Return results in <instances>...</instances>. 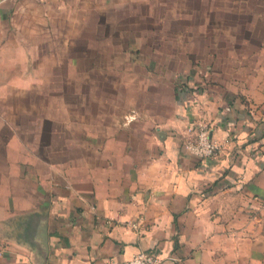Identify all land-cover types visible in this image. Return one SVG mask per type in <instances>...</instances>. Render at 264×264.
<instances>
[{"label": "crops", "instance_id": "0c3cea01", "mask_svg": "<svg viewBox=\"0 0 264 264\" xmlns=\"http://www.w3.org/2000/svg\"><path fill=\"white\" fill-rule=\"evenodd\" d=\"M66 2L0 0V29L34 27ZM183 74L167 114L97 126L83 104L80 117L43 116L0 85V264H115L139 251L167 264H264V71ZM196 122L216 157L183 148Z\"/></svg>", "mask_w": 264, "mask_h": 264}, {"label": "rangeland", "instance_id": "374dc122", "mask_svg": "<svg viewBox=\"0 0 264 264\" xmlns=\"http://www.w3.org/2000/svg\"><path fill=\"white\" fill-rule=\"evenodd\" d=\"M65 5L68 11L50 4L34 27L0 29L4 39L21 40L0 43V85L12 99L36 100L43 116L80 117L82 104L96 126L98 117L109 122L133 111L165 115L183 73L206 71L208 80L209 71L221 79L228 71H264V0ZM64 11L77 23L87 17V26H67ZM14 64L20 71H11ZM16 86H25L23 96Z\"/></svg>", "mask_w": 264, "mask_h": 264}, {"label": "built area", "instance_id": "2783aa9c", "mask_svg": "<svg viewBox=\"0 0 264 264\" xmlns=\"http://www.w3.org/2000/svg\"><path fill=\"white\" fill-rule=\"evenodd\" d=\"M210 132V127L205 123L196 122L190 125L184 136L183 148L201 159L216 157L220 144L212 139ZM131 226L137 228V223H131ZM115 264H167V258L154 251H139Z\"/></svg>", "mask_w": 264, "mask_h": 264}]
</instances>
